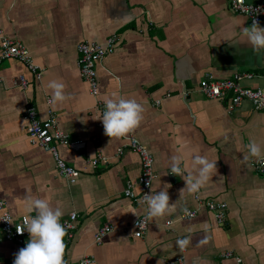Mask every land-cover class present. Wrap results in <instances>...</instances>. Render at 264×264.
<instances>
[{
  "label": "crops",
  "instance_id": "1",
  "mask_svg": "<svg viewBox=\"0 0 264 264\" xmlns=\"http://www.w3.org/2000/svg\"><path fill=\"white\" fill-rule=\"evenodd\" d=\"M227 1L0 0V29L19 40L42 69L35 81L23 63L0 62V201L14 220L35 214L27 196L60 207V221L74 211L69 264L85 255L93 257V264H167L181 253L175 241L185 236L187 264H264V175L251 166L256 157L242 158L252 141L264 155V111L248 102L227 111L198 91L206 73L217 79L250 72L241 83L264 86V52L247 44L241 28L251 23L233 13ZM257 25L264 27V17ZM112 34L119 41L96 63L98 94L93 97L78 71L76 45L103 42ZM18 75L27 79L26 89L18 86ZM53 79L63 82L69 94L55 108L46 103L51 94L46 85ZM112 93L135 98L144 109L140 124L122 137H109L96 124V98L104 101ZM27 100L41 120L50 109L69 138L85 141L76 151L58 145L60 157L79 171L73 183L57 173L50 152L29 143L22 118ZM129 136L153 156L151 191L166 188L170 203L197 210L193 217L180 218L178 207L149 218L143 236L132 235L131 224L144 207L123 195L127 181L140 192V160L128 147ZM118 148L122 151L116 155ZM193 151L215 163L216 173L196 193L226 204L222 223L200 206L196 193L180 194L183 175L167 169L171 155H184L188 164ZM97 153L108 160L92 168L87 159ZM167 220L173 222L165 225ZM104 223L113 230L96 245L94 234ZM25 244L0 241V264H12ZM226 251L232 256L223 257Z\"/></svg>",
  "mask_w": 264,
  "mask_h": 264
},
{
  "label": "built area",
  "instance_id": "2",
  "mask_svg": "<svg viewBox=\"0 0 264 264\" xmlns=\"http://www.w3.org/2000/svg\"><path fill=\"white\" fill-rule=\"evenodd\" d=\"M228 8L233 12L243 15L248 18L252 24L254 21L258 24L264 17V0H228ZM119 41L117 34L108 36L103 42H96L92 40H81L76 45L77 51V67L81 78L87 83L88 92L93 97L98 94V81L95 66L104 56L113 52L115 45ZM7 59H15L26 67L32 74L35 81H39L42 76V69L33 61L28 49L17 39L9 37L0 29V62ZM252 76L250 72L236 71L227 78H214L210 73H206L202 78L198 91L208 99H216L225 105L227 111H231L240 107L244 102H248L253 110L264 111V86L250 87L243 85L241 82L244 78ZM18 86L21 89H26L28 85L27 79L23 75L17 77ZM183 97L186 92L182 91ZM49 97L46 98L48 104ZM159 101L157 100L156 103ZM104 108L103 101L96 98L95 109L100 116ZM22 118L26 121V133L28 141L32 145H37L42 149L51 153L57 173L63 176L69 183H73L79 175V171L73 166L67 164L59 155L58 145L66 146L74 151L82 149L85 141L82 139H71L68 134L61 130L58 126L56 115L50 109L46 119L41 120L38 117L36 107L32 100H27L22 113ZM98 127L102 126L101 120L97 123ZM96 140L97 137L92 138ZM128 147L133 152L137 153L140 160V173L136 180V185L140 187V192L136 194L133 190L134 184L132 181H127L123 189V195L131 200L138 201L144 207L143 213L131 224L133 229L132 235L134 237H141L145 233L149 219L144 222L143 226L139 227L140 221H144L146 215V204L142 201L144 193L151 191V181L155 174L152 169L153 156L152 154L133 137H127ZM121 148H118L116 155L120 154ZM107 157L101 153H97L93 157L87 159L88 164L95 168L98 164H106ZM252 168L261 175H264V155L260 158H254L251 161ZM170 174H172L170 172ZM194 199L200 206L211 211L217 222L222 223L225 218L226 204L224 202L216 201L214 199H201L196 193ZM196 213V209H188ZM26 216H21L14 220L5 207V202L0 201V241H7L15 243L16 245H24L29 234L25 230L17 231V228L23 226L22 221ZM7 218L8 221L3 220ZM77 214L72 211L69 216L61 221L65 226L66 232L64 236V254L63 259L65 264H69L67 260L66 250L67 244L73 236L75 229V220ZM180 218H189L183 213ZM173 220L165 221V225H169ZM113 230L112 225L104 223L100 226L94 234L93 243L101 244L103 238ZM181 251V250H180ZM184 251L174 259L169 260L167 264H187L185 261ZM223 257L228 258L232 256L229 251L222 254ZM236 261L239 258L235 257ZM94 259L91 256L85 255L81 257L74 264H93Z\"/></svg>",
  "mask_w": 264,
  "mask_h": 264
},
{
  "label": "clouds",
  "instance_id": "3",
  "mask_svg": "<svg viewBox=\"0 0 264 264\" xmlns=\"http://www.w3.org/2000/svg\"><path fill=\"white\" fill-rule=\"evenodd\" d=\"M241 32L254 52H264V27H260L254 21L250 26L242 27ZM47 89L51 90L48 104L55 108L69 98L65 92V84L59 80H49ZM104 108L99 117L102 122L104 133L109 137H122L135 129L143 119V106L135 98H126L117 93H112L103 101ZM248 155L243 156L247 160L249 156L260 158L261 147L252 141L246 145ZM182 154H173L169 157L168 170L175 175H183V192L196 193L216 173V166L206 155L193 151L190 162L184 163ZM142 201L146 204L144 221H140L139 227L143 226L149 218L161 217L171 213L179 207V211L185 216H192L186 207H180L176 201L169 202V194L166 188L159 191L144 193ZM27 207L34 215L26 216L21 228L29 234V240L14 255L12 264H65L64 236L65 226L60 218L63 215L60 207H53L48 200L43 198L26 197ZM7 220V218L3 219ZM187 236L177 238L176 246L183 251L189 244Z\"/></svg>",
  "mask_w": 264,
  "mask_h": 264
},
{
  "label": "bare ground",
  "instance_id": "4",
  "mask_svg": "<svg viewBox=\"0 0 264 264\" xmlns=\"http://www.w3.org/2000/svg\"><path fill=\"white\" fill-rule=\"evenodd\" d=\"M228 2V1H227ZM254 73V72H253ZM228 77V76H227ZM34 103V102H33Z\"/></svg>",
  "mask_w": 264,
  "mask_h": 264
}]
</instances>
